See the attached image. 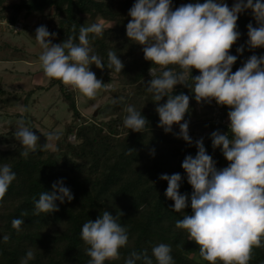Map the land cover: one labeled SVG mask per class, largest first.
<instances>
[{
	"label": "clouds",
	"instance_id": "1",
	"mask_svg": "<svg viewBox=\"0 0 264 264\" xmlns=\"http://www.w3.org/2000/svg\"><path fill=\"white\" fill-rule=\"evenodd\" d=\"M251 9L257 22L247 25L249 49L264 47V2L261 0H235L230 8L224 0H205L200 3L181 4L173 9L172 0H136L128 11L131 18L126 25V35L142 46L146 61L164 69L159 77L145 83L153 96L159 126L165 133L172 126H179L177 138L192 145L189 122L184 119L190 111V96L183 92L173 94L175 86L182 85L194 93L198 104L211 103L227 106L230 121L229 132L220 130L210 134L213 149L220 148L229 162L218 169L216 161L207 153L204 138L196 140V155H186L181 167L193 191L181 194L182 177L179 173L162 174L160 180L167 181L166 198L174 201L173 211L181 212L189 207L192 214H185L176 221V227L187 230L189 239L199 246L201 257L209 264H249L253 247H264V55H251L234 73L232 66L237 61L230 49L240 38L236 30L239 14ZM89 34L103 36V22L79 28V43L69 36L66 41L52 43L55 32L44 25L35 30V39L43 49L39 60L47 77L57 79L77 89L89 99H94L99 90L107 87L90 70L91 65L103 69L104 58L93 53L89 46ZM245 47L236 49L242 54ZM178 66L176 71L169 66ZM124 63L115 51L107 53V68L121 73ZM199 75L192 76V70ZM191 81V82H189ZM167 97L166 102L161 101ZM113 100V103H116ZM124 127L134 132H144L149 121L134 106L126 107ZM27 111V109H24ZM183 121V122H182ZM231 133V138L229 136ZM14 137L24 150L20 155L27 158L36 152L39 137L18 121ZM43 150L54 149L51 141L59 139V133L50 132ZM40 147V145H39ZM133 151L129 149V153ZM152 155L155 154L153 149ZM16 173L8 164L0 167V201L5 197ZM52 191H43L35 201L34 215L53 213L59 210L56 202L64 203L74 197L63 181L53 183ZM122 213L113 215L104 210L93 220L82 226L81 238L91 257L89 264H104L108 260L120 259L119 249L128 243L127 228L119 223ZM21 216H27L22 212ZM12 227L19 231L24 220L15 218ZM3 242L10 239L3 236ZM170 245L160 243L152 248L157 264H174ZM35 258L29 250L20 264H29ZM153 264L147 252L133 251L125 264Z\"/></svg>",
	"mask_w": 264,
	"mask_h": 264
},
{
	"label": "trees",
	"instance_id": "2",
	"mask_svg": "<svg viewBox=\"0 0 264 264\" xmlns=\"http://www.w3.org/2000/svg\"><path fill=\"white\" fill-rule=\"evenodd\" d=\"M136 0H19L9 5L11 14L7 17L10 24L15 23L18 14L24 11L43 13L53 8V14L46 18L49 32H55L54 44L66 41L69 36L74 43H79V28L85 25L83 16L95 20L101 18L110 23L104 28L103 36L89 34V46L93 53L104 58L105 67L90 66V70L103 83H115L110 91L111 100L99 109L101 118L86 119L79 112L74 95L62 81L50 78L49 86L58 85L62 99L67 102L72 119L65 124L62 134L55 141L52 151L30 152L27 158L20 153L23 146L14 137L15 131H7L0 136V167L8 164L16 173V179L10 184L5 197L0 201V264H20L26 253L31 250L35 258L29 264H89L87 255L89 245L81 238L85 222L97 219L102 211L113 215L119 214V223L127 228L128 243L119 249L120 259L108 260L104 264H125L130 254L147 252L153 264L152 248L160 243L171 246L174 264H209L199 252V246L189 239L187 230L176 227V221L185 214L191 215L189 207L184 211H173L174 201L164 195L167 181L160 180L162 174L179 173L182 177L181 194L189 197L193 191L187 182V175L181 167L186 155H196L193 135L198 133L204 138L207 153L216 161V167L228 166V161L220 148L213 149L210 134L220 130L229 132V127L215 123L217 116L213 111L216 105L220 116H227V106L201 103L212 112L202 117L197 111V102L188 88L177 85L173 94L183 92L190 96V111L184 119L189 122V135L193 144H187L173 133H165L159 126V116L155 111L153 96L146 89L145 83L152 77H159L164 69L144 59L142 46L129 40L126 25L131 19L129 9ZM197 0H172L173 9L181 4L195 3ZM200 3L205 0H199ZM231 8L235 0H224ZM264 2V0H261ZM255 3V0H254ZM258 26L251 9L239 14L236 30L240 38L230 49L237 61L232 66L233 73L253 54L264 55V47L249 49L247 25ZM86 26V25H85ZM244 46L242 54L236 49ZM115 51L124 63L121 73L107 68V53ZM170 68L179 71L178 66ZM199 75L192 70V76ZM191 82V81H189ZM165 97L161 103L166 102ZM116 100V103H113ZM134 106L149 121L144 132H134L123 125L127 116L126 107ZM183 122V121H182ZM30 129L32 126L29 127ZM75 135V141H69V134ZM231 138V133H229ZM129 149H132L129 153ZM155 154L152 155V150ZM62 180L63 186L70 189L73 199L64 203L56 202L59 210L50 214L34 215L35 201L43 191L51 192L52 185ZM27 212V216H21ZM15 218L24 220V225L17 231L11 221ZM10 237L7 243L3 236ZM264 243V238H262ZM200 258V259H199ZM137 264H143L137 261ZM216 264H222L217 261ZM249 264H264V247H253Z\"/></svg>",
	"mask_w": 264,
	"mask_h": 264
},
{
	"label": "rangeland",
	"instance_id": "3",
	"mask_svg": "<svg viewBox=\"0 0 264 264\" xmlns=\"http://www.w3.org/2000/svg\"><path fill=\"white\" fill-rule=\"evenodd\" d=\"M18 1L0 0V136H4L7 131H15L21 119L27 127L37 128L45 136L50 132H57L60 136L72 115L67 102L62 99L58 85L49 86L50 78L44 73L39 60L43 49L35 39V30L41 25H47L46 18L53 14L54 9L49 8L43 13L20 12L16 21H21L23 27L15 33L7 17L11 14L9 5ZM83 21L86 26L98 22H103L104 28L110 25L101 18L91 20L86 15L83 16ZM105 84H111V87L99 90L94 99H89L77 89L64 84L74 95L79 112L88 122L95 110L97 113L93 117L100 119L99 109L111 100L110 91L116 85L113 82ZM198 105L197 103V107ZM197 111L202 117L212 115L207 107H198ZM172 133L175 136L179 133L178 125L172 126ZM55 141L51 143L55 145Z\"/></svg>",
	"mask_w": 264,
	"mask_h": 264
},
{
	"label": "built area",
	"instance_id": "4",
	"mask_svg": "<svg viewBox=\"0 0 264 264\" xmlns=\"http://www.w3.org/2000/svg\"><path fill=\"white\" fill-rule=\"evenodd\" d=\"M9 25H10L11 29H12L15 33H17V32H18L19 30H21L22 27H23L21 21H16L15 23H12V24L9 23ZM110 87H111V84H107V87H106V88L109 89ZM212 108H213L214 113L217 115V116H215V117L213 118V121H214L215 123H221V124H223V125H225V126H228L229 123H230V121H229V119H228V116H220V115H221L220 109H219L216 105H213ZM200 138H201V135H199L198 133H195V134L193 135L194 142H195L196 140L200 139ZM68 139H70L71 141H74V140H75V135H74V134H69Z\"/></svg>",
	"mask_w": 264,
	"mask_h": 264
},
{
	"label": "water",
	"instance_id": "5",
	"mask_svg": "<svg viewBox=\"0 0 264 264\" xmlns=\"http://www.w3.org/2000/svg\"><path fill=\"white\" fill-rule=\"evenodd\" d=\"M106 59H107V56H106ZM96 113H97V111L95 110L94 113H93V116H95ZM32 131H33L34 134H36L39 137V140H38V151H42V146L46 143V137L37 128H32ZM39 145H40V147H39Z\"/></svg>",
	"mask_w": 264,
	"mask_h": 264
}]
</instances>
